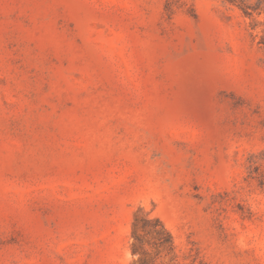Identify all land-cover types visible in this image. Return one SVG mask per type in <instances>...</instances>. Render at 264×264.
<instances>
[{
    "label": "rangeland",
    "instance_id": "rangeland-1",
    "mask_svg": "<svg viewBox=\"0 0 264 264\" xmlns=\"http://www.w3.org/2000/svg\"><path fill=\"white\" fill-rule=\"evenodd\" d=\"M139 208L264 264V0H0V264H138Z\"/></svg>",
    "mask_w": 264,
    "mask_h": 264
},
{
    "label": "trees",
    "instance_id": "trees-1",
    "mask_svg": "<svg viewBox=\"0 0 264 264\" xmlns=\"http://www.w3.org/2000/svg\"><path fill=\"white\" fill-rule=\"evenodd\" d=\"M263 155V154H262ZM249 174L257 172V167L252 165L248 167ZM131 235L133 243L131 251L133 254H139L138 264H152L148 260V253L144 249V245H153L156 247H164L167 251H173V239L171 233L164 227L158 218H150L147 214L142 215V209H138L131 223Z\"/></svg>",
    "mask_w": 264,
    "mask_h": 264
}]
</instances>
